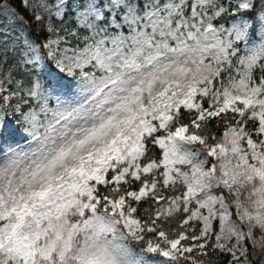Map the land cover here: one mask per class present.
<instances>
[{"label":"rangeland","instance_id":"rangeland-1","mask_svg":"<svg viewBox=\"0 0 264 264\" xmlns=\"http://www.w3.org/2000/svg\"><path fill=\"white\" fill-rule=\"evenodd\" d=\"M110 1L117 6L124 0ZM237 1L242 11L253 5L251 18L240 16L227 28L208 25L202 43L175 52L157 55L146 49L144 68L126 78L116 79L112 72L96 76L95 69H85L94 63L107 67L125 50L137 62L140 48L150 45L145 33L126 40L117 35L95 38L77 51L50 39L45 48L57 58L58 68L70 76L81 70L74 80L59 78L39 46L22 36L27 63L44 70L51 86L34 91L36 101L44 103L22 115L23 127L0 105V264H85L83 256L97 247L110 257L107 264H168L157 255L193 264L187 254L191 247L180 240L135 253L129 238H138V221L126 213L123 199L104 198L101 206L92 182H105L111 160L138 156L141 135L166 127L181 107L198 110L203 118L238 104L257 110L259 143L245 139L242 129L226 127L224 143L207 151L209 159L200 151L202 140L180 126L158 138L161 164L167 181L182 178L186 183L185 199L196 203L194 216H200L206 229L219 217L218 238L224 246L232 243L229 249L239 264H264V92L248 82L251 67L264 61V0ZM64 10L62 2L54 13L61 17ZM78 15L81 26L91 18L102 19L99 1L90 0ZM160 16V11L150 13L144 28ZM233 43H242L245 55L238 65L240 77L222 90L201 85L218 73ZM208 56L217 64L205 60ZM143 90L152 96L149 107L139 105ZM199 95H209L210 110L200 109ZM48 100L53 104L45 109ZM118 102L124 103L114 112ZM182 164L189 168L181 171ZM121 179L118 175L115 182ZM57 190L66 192L43 199ZM148 191L142 187L135 197ZM21 214L29 216L27 222H17ZM3 236L14 239L4 241Z\"/></svg>","mask_w":264,"mask_h":264},{"label":"trees","instance_id":"trees-1","mask_svg":"<svg viewBox=\"0 0 264 264\" xmlns=\"http://www.w3.org/2000/svg\"><path fill=\"white\" fill-rule=\"evenodd\" d=\"M89 1L0 0V105L5 115H9L17 126H24L22 115L29 108L39 107L44 103L43 100L37 102L38 96H34L33 92L40 88L44 91L50 86L43 72L26 62L22 36L40 47L45 61L56 70L59 78L73 80L81 71L75 70L69 77L70 73L58 68L57 58L51 56L44 47L50 39H56L72 51H77L95 38L117 35L126 40L128 37L145 33L150 45L140 48L141 57L137 62L128 59L125 50L107 61V67L102 68L94 63L85 69H95L97 76L112 72L118 79L136 74L144 68V50L163 55L186 45L202 43L203 33L208 25L227 28L240 16L251 18L253 10L251 4L242 11L237 0H124L117 6L110 0H98L102 19L91 18L81 26L78 13L84 12ZM104 1L106 8L103 7ZM62 2H66L65 10L62 16L58 17L54 11ZM170 6L176 7L171 9ZM156 11H160V18L152 27L144 28L148 15ZM3 30H6V33H3ZM243 58L245 55L242 43H233L228 61L223 60L218 66V73L211 80L203 79L201 85H210L213 90H222L232 79L240 77L238 65ZM205 60L217 64V61L209 56ZM248 82L264 92L262 59L251 67ZM198 98L200 109H211L209 95H199ZM151 99L150 92L143 90L140 93L139 105L149 107ZM46 103L45 109L53 104L51 100ZM123 103H116L113 111H118ZM256 112L255 108L238 104L234 110L199 118L198 110L181 107L173 113V118L166 127L141 135L143 150L138 156L133 158V155H128L109 162L105 182H92L93 190L101 200V206L105 204L104 198L125 201L126 213L138 221L141 230L137 239L129 238L135 253H146L150 245L167 248L171 242L180 240L183 246L191 247L187 254L193 259V264H239L238 259L230 252L232 243L224 246L218 238L219 217L216 215L211 227L206 229L200 216H194L196 203L185 199L186 183L183 179L166 180L165 167L161 164L163 148L158 145V138L175 131L179 126H186L190 133L202 140L204 148L200 151L208 156V150L224 143L223 134L226 127L235 126L242 129L245 139L259 143L262 137L261 122ZM178 168L184 171L189 166L182 164L178 165ZM118 175H121L122 179L115 182ZM142 187H148L149 191L136 198ZM157 256L168 264L188 263L183 258Z\"/></svg>","mask_w":264,"mask_h":264},{"label":"bare ground","instance_id":"bare-ground-1","mask_svg":"<svg viewBox=\"0 0 264 264\" xmlns=\"http://www.w3.org/2000/svg\"><path fill=\"white\" fill-rule=\"evenodd\" d=\"M66 190H57L56 192L50 193L47 196H44V200L47 201L48 199H53L54 197H57L59 194H64ZM29 216L27 214H21L20 216L17 217V222H27ZM44 223V220L42 221ZM14 237L12 236H3V240H12ZM36 252H30L29 254H35ZM29 254H26V257H28ZM1 255V253H0ZM110 257L107 254L103 253L102 249L94 248L91 250L88 254H85L83 256L84 263L87 264L88 262H96L97 260L100 261L99 264H107V261Z\"/></svg>","mask_w":264,"mask_h":264}]
</instances>
